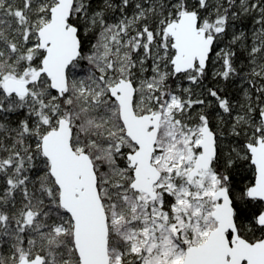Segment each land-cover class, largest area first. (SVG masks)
<instances>
[{
  "label": "snow or ice",
  "instance_id": "obj_1",
  "mask_svg": "<svg viewBox=\"0 0 264 264\" xmlns=\"http://www.w3.org/2000/svg\"><path fill=\"white\" fill-rule=\"evenodd\" d=\"M0 264H264V0H0Z\"/></svg>",
  "mask_w": 264,
  "mask_h": 264
}]
</instances>
